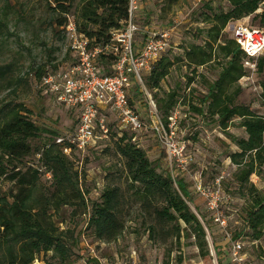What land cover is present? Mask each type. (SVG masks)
I'll use <instances>...</instances> for the list:
<instances>
[{
	"label": "rangeland",
	"instance_id": "1",
	"mask_svg": "<svg viewBox=\"0 0 264 264\" xmlns=\"http://www.w3.org/2000/svg\"><path fill=\"white\" fill-rule=\"evenodd\" d=\"M48 1L0 0V10L7 13L6 27L3 28L4 33L0 34V65L9 64L11 67V71L0 80V106L7 110L22 103L31 111L30 118L40 127L56 129L64 135L72 131L76 124V110L55 102L48 92H40L36 86L38 68L44 71L53 66L63 67L72 54L68 50V41L54 23L60 13L53 11ZM136 1L135 23L139 28L136 41H141L147 30L167 33L169 47L162 57L168 64L167 74L158 87H150V74L145 73L143 87L139 88L134 83L129 90V99L141 112H148L149 106L154 105L160 115H166L169 111L177 113L180 123L175 140L178 147H184L183 156L179 157L182 162L176 161L175 157L170 159L169 150L150 129L133 133L137 136L136 145L144 149L158 171H168L175 180L183 179L187 183L188 204L203 220L209 243L230 240L226 251L218 254L219 264L230 260L231 244L235 240H240L251 257L257 258L261 247H264V235L259 239L260 244L252 243L251 229L245 220L248 198L233 181L237 165L229 157L237 150L235 137H247L240 125L241 118L234 117L226 128H222L210 116H201L192 109L207 93L205 80L214 81L217 78L221 57H214L211 62L201 66L189 64L185 58L190 46L204 44L205 30L211 26L213 14L227 11L230 4L228 0ZM78 5L79 0H72L68 15L73 19H76ZM251 20V16H245L229 23L223 30L224 37L228 33L232 35V26L238 24L248 25L251 22L253 26H259L258 20ZM262 81L264 73L256 68H247V77L239 84L242 91L236 103L264 115ZM172 93H176L173 99ZM172 101H175L174 106L167 110ZM101 114L109 122L117 124L112 113ZM127 131L125 133L129 136L130 130ZM119 135L99 140L90 150L72 156L78 161L72 162L82 175L80 184L86 192V209L73 202L49 210L52 220L71 245L72 264H171L175 263L171 259L178 258L176 251L179 249L185 261L190 264L201 261L204 264L197 257V247L186 245L189 240L181 238L179 243L175 239L174 224L155 221L135 199L130 188L131 180L124 167L125 160L117 150ZM42 142V136L29 141L32 148L39 147ZM220 176L221 198L218 210H212L208 206L209 199L196 191L195 183L201 181L205 185H212ZM251 180L258 188H264V171L252 174ZM106 186L118 187L121 194L119 217L124 227L115 241L98 240L94 238L91 228L85 227L89 206L100 199ZM14 187L13 182L0 179V192H9ZM53 189L50 183L40 179L36 195L52 193ZM222 219L224 223L220 221ZM236 233L240 236L232 238ZM195 250L197 255H194ZM38 258L55 260L51 253H40ZM207 262L212 264L211 258Z\"/></svg>",
	"mask_w": 264,
	"mask_h": 264
},
{
	"label": "trees",
	"instance_id": "2",
	"mask_svg": "<svg viewBox=\"0 0 264 264\" xmlns=\"http://www.w3.org/2000/svg\"><path fill=\"white\" fill-rule=\"evenodd\" d=\"M128 1L79 0L74 21L81 37L87 38L90 45L107 42L110 31L125 23ZM228 2L230 7L227 11H219L211 17V26L205 30L204 44L190 46L185 52V58L189 64L201 66L211 62L214 57H221L217 78L214 81L205 80L207 93L199 99V105L192 106V109L201 116H210L222 128H226L234 117L241 118L240 125L247 137H235L237 150L230 153L229 157L237 165L233 181L248 198L245 220L251 229L252 243L260 244L259 239L264 235V188H258L252 180L250 182V176L264 171V115L236 103V98L242 91L240 81L247 77V68H250L245 62L254 61L257 71L264 73V52L256 58L248 57L231 34L224 37L223 30L230 21L245 16H251L252 20L256 19L260 26H264V0ZM48 3L53 11L60 13L54 23L67 40L65 25L70 18L68 12L72 0H49ZM6 20L7 13L1 9L0 34L4 33ZM249 25H252L251 22ZM162 55L149 72L150 87H158L167 74L168 63ZM75 59L69 55L67 61ZM111 62L112 58L101 57V71H108ZM58 67L36 70L38 91H42V77ZM10 71L9 64L0 65V80ZM261 88L264 100V81ZM171 96L173 99L176 93ZM130 102L133 105L134 102ZM174 104L175 101H172L167 110ZM172 113L169 111L161 116L167 119ZM30 115L31 111L22 103L7 110L0 106V179L4 178L15 185L9 192H0V264H33L36 261L41 264H72L71 245L52 220L49 210L73 202L79 203L85 209L88 206L86 192L80 184L81 172L72 162L78 163L72 158L78 151L65 143H56L57 136L61 134L56 129L40 127ZM108 125L110 130L107 139L120 134L117 150L125 160L124 167L131 180L133 195L144 211L159 223L174 224L175 239L179 243L181 238L189 240L186 245L197 247L198 257L204 264H208L209 258L214 264L211 248L218 261V254L226 251L230 240L209 243L203 220L199 219L188 204L190 199L187 183L183 179L174 180L168 171H158L144 149L136 145L137 136L133 134L136 132L130 131L128 136L125 133L128 131L116 123L109 122ZM38 136H42L43 142L39 147L32 148L29 141ZM66 148H70L69 152L65 151ZM47 173L50 174L49 178L46 177ZM40 179L50 183L54 188L52 193L41 192L36 195ZM120 196L118 187L106 186L100 199L89 206L85 227L91 228L94 238L115 241L122 233L124 224L119 217ZM239 236L236 233L232 238ZM40 253H51L55 260H39ZM176 254L178 258L173 257L171 261L183 263V252L179 249ZM253 259L264 260V247H261L257 258Z\"/></svg>",
	"mask_w": 264,
	"mask_h": 264
},
{
	"label": "built area",
	"instance_id": "3",
	"mask_svg": "<svg viewBox=\"0 0 264 264\" xmlns=\"http://www.w3.org/2000/svg\"><path fill=\"white\" fill-rule=\"evenodd\" d=\"M137 9V1L129 0L125 23L120 28L112 29L109 40L103 44L90 45L87 38L81 37L74 19L69 18L65 25L66 38L71 55L76 59L48 72L40 82L42 92H48L55 102L76 110L77 120L73 130L57 136L56 143H65L78 152H85L97 141L107 138L109 121L101 113L109 112L116 117L117 125L122 129L132 132L150 129L169 150L170 159L175 157L176 161L182 162L179 157L183 156L184 147H178L175 140L177 113L173 112L164 119L157 108L150 105L146 118L129 100L132 84L143 87V75L152 70L156 60L169 47L167 33L154 31L149 32L141 47L136 46L135 36L139 29L135 23ZM249 24L232 26V36L248 57L256 58L264 52V26ZM101 57L112 58L106 72H102L99 66ZM245 64L255 69L254 62ZM70 148L65 151L69 152ZM46 177L49 178L50 174L47 173ZM221 178H216L212 185H205L201 181L195 183L196 191L209 199L208 206L212 210H218ZM220 221L225 222L223 219ZM214 253L211 248L213 262L219 264ZM255 261L240 240L232 242L230 264H264V260H259V263Z\"/></svg>",
	"mask_w": 264,
	"mask_h": 264
},
{
	"label": "crops",
	"instance_id": "4",
	"mask_svg": "<svg viewBox=\"0 0 264 264\" xmlns=\"http://www.w3.org/2000/svg\"><path fill=\"white\" fill-rule=\"evenodd\" d=\"M149 30H147L146 31V34H144V36H143V39L141 40V41H139V42H137L136 41V39H135V42H136V46L137 47H141L143 44H144V42H145V40L148 38V34H149ZM134 84V83H133ZM133 84H132V86H133ZM131 86V87H132ZM147 113L148 112H141V114L143 115V117H146L147 118ZM215 254V253H214ZM194 255H197V251L195 250L194 251ZM250 255V254H249ZM251 256V255H250ZM198 257V256H197ZM181 264H190V262H187V261H184L183 263H181ZM192 264V263H191ZM198 264H203L201 261H199L198 262ZM223 264H230V260H228L226 263H223Z\"/></svg>",
	"mask_w": 264,
	"mask_h": 264
}]
</instances>
